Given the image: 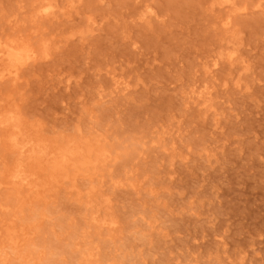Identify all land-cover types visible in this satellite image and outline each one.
I'll return each mask as SVG.
<instances>
[{"label": "rangeland", "instance_id": "obj_1", "mask_svg": "<svg viewBox=\"0 0 264 264\" xmlns=\"http://www.w3.org/2000/svg\"><path fill=\"white\" fill-rule=\"evenodd\" d=\"M224 1L0 0V46L32 53L0 79V182L12 132L54 151L22 163L39 197L0 186V264H264V0ZM71 139L112 159L75 189L49 181Z\"/></svg>", "mask_w": 264, "mask_h": 264}, {"label": "bare ground", "instance_id": "obj_2", "mask_svg": "<svg viewBox=\"0 0 264 264\" xmlns=\"http://www.w3.org/2000/svg\"><path fill=\"white\" fill-rule=\"evenodd\" d=\"M224 2L230 3L231 0H225ZM54 8V5L51 3L41 4L38 7L37 12L41 17H49L53 14ZM233 55L234 53L230 55V58H233ZM31 58L32 53L25 49H18L13 46L8 48L0 46V63H4L0 68V79L11 78L13 81L17 80L19 68L27 65ZM201 100L202 104L207 107L209 105L208 103L211 101L209 93H206V96H202ZM10 122L13 123L12 118H6L4 120L0 119L1 125ZM18 135V131L12 132L11 141L13 142V146H16L18 148L16 152L20 157V162L7 176L5 182H0V186L2 184L12 185L14 189H26L28 192L36 194V197H39L43 192L40 190V188L45 186L46 182H38L36 174L32 171L26 170L25 166L22 163L25 160L35 158L44 159L46 161L47 156L52 155L51 153H54V151L46 152L41 149L27 147L29 142L21 144L19 142ZM80 144H82L83 146ZM27 154H29L31 157H28ZM111 160V155L107 154V150L102 145H95L91 140L86 139L80 143L71 139L62 148L61 154H55V157L52 156L50 158V161L53 164L54 171L52 172L49 181H70L72 182L71 188L75 189L77 187L76 180L79 176H82L83 178L89 177L86 180L91 181L93 175L97 176L100 170H105L108 168V164L111 162ZM50 161L48 163H50ZM69 168L73 170L72 174H68V172L66 171V169ZM63 170L65 171L62 174ZM59 175L62 176L59 177ZM59 178L61 180H59ZM92 192L93 191H89V194ZM95 203L96 200H91L89 202L91 208H96V206L99 205L98 203L95 205ZM104 203L105 206H107L109 204V200H104ZM101 209H97L96 212H100ZM93 221H95L99 230L105 228L111 231L116 230L117 222L113 218H99V216L97 215L96 217H93ZM23 230V228H9V234L7 237L10 241V244L15 246L19 245L17 239L19 238V236L25 235V233H22ZM89 257L92 258L95 257V255L90 254Z\"/></svg>", "mask_w": 264, "mask_h": 264}]
</instances>
